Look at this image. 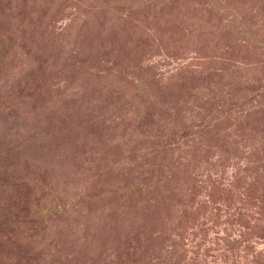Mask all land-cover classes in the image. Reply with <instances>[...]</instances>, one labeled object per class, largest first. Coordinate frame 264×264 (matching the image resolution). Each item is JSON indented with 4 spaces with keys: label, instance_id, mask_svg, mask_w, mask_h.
<instances>
[{
    "label": "rangeland",
    "instance_id": "374dc122",
    "mask_svg": "<svg viewBox=\"0 0 264 264\" xmlns=\"http://www.w3.org/2000/svg\"><path fill=\"white\" fill-rule=\"evenodd\" d=\"M0 264H264V0H0Z\"/></svg>",
    "mask_w": 264,
    "mask_h": 264
}]
</instances>
